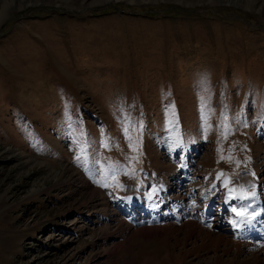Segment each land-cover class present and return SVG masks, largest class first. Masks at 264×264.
<instances>
[{
  "label": "rangeland",
  "instance_id": "obj_1",
  "mask_svg": "<svg viewBox=\"0 0 264 264\" xmlns=\"http://www.w3.org/2000/svg\"><path fill=\"white\" fill-rule=\"evenodd\" d=\"M255 195L264 0H0V264H264Z\"/></svg>",
  "mask_w": 264,
  "mask_h": 264
},
{
  "label": "bare ground",
  "instance_id": "obj_2",
  "mask_svg": "<svg viewBox=\"0 0 264 264\" xmlns=\"http://www.w3.org/2000/svg\"><path fill=\"white\" fill-rule=\"evenodd\" d=\"M255 199H256V200H254V199H253V200H254V201H257V200H258V198L256 197V195H255ZM254 205H255V204H254ZM257 208H258V207H257ZM255 211H257V212H255ZM254 212H255L257 215H259L258 210H254ZM253 217H255V216L253 215ZM241 248H242L241 246H238V250H239L238 252H242L243 249H241ZM150 260H151V259H148V261H150ZM148 261L143 262V264L147 263ZM181 261H182V260H181Z\"/></svg>",
  "mask_w": 264,
  "mask_h": 264
},
{
  "label": "snow or ice",
  "instance_id": "obj_3",
  "mask_svg": "<svg viewBox=\"0 0 264 264\" xmlns=\"http://www.w3.org/2000/svg\"><path fill=\"white\" fill-rule=\"evenodd\" d=\"M234 211H235V209H234Z\"/></svg>",
  "mask_w": 264,
  "mask_h": 264
}]
</instances>
